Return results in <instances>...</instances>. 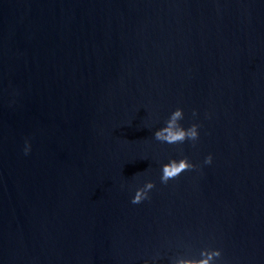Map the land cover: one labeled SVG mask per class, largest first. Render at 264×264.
<instances>
[{"label":"water","instance_id":"water-1","mask_svg":"<svg viewBox=\"0 0 264 264\" xmlns=\"http://www.w3.org/2000/svg\"><path fill=\"white\" fill-rule=\"evenodd\" d=\"M177 107L196 141L155 138ZM214 248L264 264V0H0V264Z\"/></svg>","mask_w":264,"mask_h":264},{"label":"clouds","instance_id":"clouds-1","mask_svg":"<svg viewBox=\"0 0 264 264\" xmlns=\"http://www.w3.org/2000/svg\"><path fill=\"white\" fill-rule=\"evenodd\" d=\"M193 115H196L193 110ZM184 117V110L177 107L173 110L168 119L166 120L162 129H157L154 136L157 140L174 144L177 142H183L185 140L196 141L199 137V124L192 123L190 126L185 127L181 124V120ZM31 151V143L29 140L24 141L23 152L28 154ZM212 162V155L209 154L205 157L204 163L210 164ZM196 165L192 163L186 156L179 159L170 158L168 162L163 163L161 166L160 180L163 183L171 178L178 176L182 171L186 169L195 168ZM154 187L152 180H146L144 184L135 189L134 195L131 197L133 204L140 203L142 200L149 197V190ZM221 256V250L219 248L214 249H202L200 252V258L198 261H193L186 257H178L173 264H215V258Z\"/></svg>","mask_w":264,"mask_h":264}]
</instances>
